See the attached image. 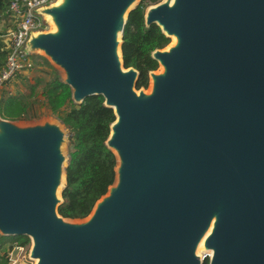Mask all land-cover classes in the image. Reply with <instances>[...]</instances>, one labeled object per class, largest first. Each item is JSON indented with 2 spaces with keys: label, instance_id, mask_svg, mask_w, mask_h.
Here are the masks:
<instances>
[{
  "label": "water",
  "instance_id": "obj_1",
  "mask_svg": "<svg viewBox=\"0 0 264 264\" xmlns=\"http://www.w3.org/2000/svg\"><path fill=\"white\" fill-rule=\"evenodd\" d=\"M57 1L38 11L54 31L26 50L74 105L100 96L113 111L116 179L86 219H62L64 132L0 118V236L27 238L35 264H264V0L147 8L145 26L175 39L151 54L148 93L121 60L138 0Z\"/></svg>",
  "mask_w": 264,
  "mask_h": 264
},
{
  "label": "trees",
  "instance_id": "obj_2",
  "mask_svg": "<svg viewBox=\"0 0 264 264\" xmlns=\"http://www.w3.org/2000/svg\"><path fill=\"white\" fill-rule=\"evenodd\" d=\"M162 0H141L127 16L121 37V60L124 69L132 68L139 74L135 90H146L149 73L158 68L151 54L163 50L170 44L161 30L145 26L147 8ZM10 0H0V19L4 16ZM6 52L0 44V69L4 65ZM46 63V60H44ZM53 77L45 81L39 94L43 105L68 131V161L65 168V187L61 192L62 203L57 214L67 221L86 219L96 203L104 197L116 179L117 161L105 146L110 127L115 121L113 111L104 106L102 97L87 98L81 105H74L70 89L62 84L56 70ZM34 87L31 88L32 95ZM36 95V94H34ZM26 104L21 96L0 98V118L9 122L26 121ZM0 236V264H6V250L15 246L27 247V238H12L14 246H4ZM204 264H208L206 260Z\"/></svg>",
  "mask_w": 264,
  "mask_h": 264
},
{
  "label": "rangeland",
  "instance_id": "obj_3",
  "mask_svg": "<svg viewBox=\"0 0 264 264\" xmlns=\"http://www.w3.org/2000/svg\"><path fill=\"white\" fill-rule=\"evenodd\" d=\"M141 0L137 1V5L140 3ZM43 24L45 25L42 29V33H50L53 32V25L50 23V21L45 17L43 19ZM12 25L8 18L3 16L0 19V44L2 45L3 50L5 49V44L7 42V31L11 30ZM171 45V39L170 44ZM33 63V68L31 71L27 72L26 74H23L19 77H15L13 80L9 81L7 84H5L2 89L0 90V98L1 97H7V96H21L23 97L25 104H26V115L25 120L26 121H19V122H13V124L19 126V127H29V126H35V125H42L44 123H53L60 126L62 131L64 132V143L61 148L62 155L65 158L64 167L67 165L68 161V131L64 129V127L60 124V122L57 120L56 116H53L48 112L43 105V101L40 98L39 94L41 92L42 87L44 86L45 81L51 79L53 77V70H56L58 74L60 75L61 79H64V76L62 72L56 68L48 59H46L41 53H33L30 57ZM46 60V63L44 62ZM161 67L158 66L155 73L161 72ZM34 87V94L32 95L31 88ZM151 89V82L149 80L148 87L145 90V93H148ZM61 191V190H60ZM59 191V194H60ZM4 242V246L9 247L13 245L12 238H4L2 239ZM14 246V245H13ZM24 248V257L25 261H21L20 264H34L35 262L32 260H28L27 257L30 253L31 243L29 246ZM10 250H6L5 253H7ZM208 254L204 251L203 246L200 249V251L196 252V255L199 258H202L204 255ZM13 257L16 259H20V255H18V252L13 253ZM6 259V257H5ZM6 264H9L6 259Z\"/></svg>",
  "mask_w": 264,
  "mask_h": 264
},
{
  "label": "built area",
  "instance_id": "obj_4",
  "mask_svg": "<svg viewBox=\"0 0 264 264\" xmlns=\"http://www.w3.org/2000/svg\"><path fill=\"white\" fill-rule=\"evenodd\" d=\"M57 0H10L4 16L11 22L12 28L7 31L5 46V61L0 69V90L9 81L19 77L33 68L32 60L26 50V43L31 35L41 32L44 28L45 16L38 13L39 10L54 4ZM18 252L20 259L13 257ZM24 248L13 247L6 253L9 264H20L25 261ZM208 257L211 255L206 254ZM29 259V255L27 257Z\"/></svg>",
  "mask_w": 264,
  "mask_h": 264
},
{
  "label": "bare ground",
  "instance_id": "obj_5",
  "mask_svg": "<svg viewBox=\"0 0 264 264\" xmlns=\"http://www.w3.org/2000/svg\"><path fill=\"white\" fill-rule=\"evenodd\" d=\"M60 2H61V0H58L57 1V4L56 5H59L60 4ZM46 18L49 20V17L48 16H46ZM53 31H54V29H53ZM175 44V39L174 38H171V45L170 46H173ZM168 47V46H167ZM166 47V48H167ZM202 243L203 242H201L200 244H199V246H198V248H197V252L198 251H200V249L202 248ZM209 255H211V252H207ZM35 263H36V261H34ZM34 263V264H35Z\"/></svg>",
  "mask_w": 264,
  "mask_h": 264
}]
</instances>
